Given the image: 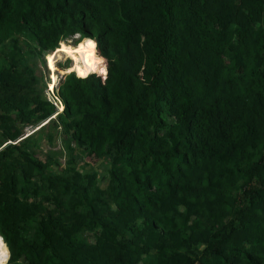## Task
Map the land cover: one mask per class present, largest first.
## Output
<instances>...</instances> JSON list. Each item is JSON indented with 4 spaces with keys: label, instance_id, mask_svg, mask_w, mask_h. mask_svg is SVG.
<instances>
[{
    "label": "trees",
    "instance_id": "obj_1",
    "mask_svg": "<svg viewBox=\"0 0 264 264\" xmlns=\"http://www.w3.org/2000/svg\"><path fill=\"white\" fill-rule=\"evenodd\" d=\"M70 38L107 78L60 110ZM0 235L7 264H264V0H0Z\"/></svg>",
    "mask_w": 264,
    "mask_h": 264
},
{
    "label": "rangeland",
    "instance_id": "obj_2",
    "mask_svg": "<svg viewBox=\"0 0 264 264\" xmlns=\"http://www.w3.org/2000/svg\"><path fill=\"white\" fill-rule=\"evenodd\" d=\"M76 37H79V35H77ZM87 39H83L82 41L80 42H76L74 38H70V39H66L62 42H65L69 45H73L72 48L70 49V51L67 53V54H61L58 58H57V61L54 62L56 63V66H57V70L54 72L55 73V82H54V87H50V82L52 81V75L53 71H51L48 67V64H47V55L49 53H51L52 51H50L49 53H46L45 54V59H46V65H42L41 66V70L44 72V74L46 75V80H47V88H46V94L47 96L54 102H56V104L59 106L60 110H63V105L60 104V101H59V98L58 97H55V94H56V91L59 89L60 87V84L62 83L63 81V78L65 75L71 73V72H76L75 70H71L69 71L70 68H72V65H73V60H76L77 62H79V67H81V64H80V61L78 59V57L76 56V45H78L79 49H80V54L82 56V62H83V65L84 67H86L87 65H85L84 63V57H83V54L81 52L82 50V47L84 45V42L86 41ZM62 42L60 43V45L62 44ZM57 50V49H55ZM96 51H97V48H96ZM97 53V52H96ZM98 54V53H97ZM98 58V56H97ZM97 60V59H96ZM218 58L217 57H212L210 60H208L209 64L211 65H214L218 62ZM106 63H107V60H106ZM53 64V63H52ZM108 65V63H107ZM109 66V65H108ZM59 68V69H58ZM83 69V68H82ZM79 70V71H83V70ZM91 72V71H90ZM89 72V73H90ZM77 73V72H76ZM54 81V80H53ZM37 128L39 127H28L26 128V133L27 134H30L32 133L34 130H36ZM44 147H46L44 145ZM49 161V158L48 157H45L44 155H42V162L44 164H47ZM200 189V192L204 193L205 190H203L202 188H199ZM1 250V249H0Z\"/></svg>",
    "mask_w": 264,
    "mask_h": 264
},
{
    "label": "clouds",
    "instance_id": "obj_3",
    "mask_svg": "<svg viewBox=\"0 0 264 264\" xmlns=\"http://www.w3.org/2000/svg\"><path fill=\"white\" fill-rule=\"evenodd\" d=\"M88 48L93 49L95 47L94 43L91 40L87 41ZM92 53L89 52V56H91ZM99 65H104V61L102 59L96 60L93 64L90 65L88 69H85L83 71H78L77 75L80 78H86L89 72H96L98 75H102L104 78H107V67L106 65L98 67ZM0 264H7V260L9 258V254L7 252L6 246L3 243V237L0 236Z\"/></svg>",
    "mask_w": 264,
    "mask_h": 264
},
{
    "label": "bare ground",
    "instance_id": "obj_4",
    "mask_svg": "<svg viewBox=\"0 0 264 264\" xmlns=\"http://www.w3.org/2000/svg\"><path fill=\"white\" fill-rule=\"evenodd\" d=\"M61 54H64V53H60L59 54V56L61 55ZM65 55V54H64ZM58 56V57H59ZM74 62H73V65H72V68H70L69 69V71H71V70H76L77 68H79V62H77L76 60H73ZM49 69L51 70V71H53L52 73V75H50V76H52V81L50 82V87H54V82H55V71L57 70V66H56V63H53L52 65H50L49 66ZM59 69V68H58ZM54 80V81H53ZM8 254H9V251H8Z\"/></svg>",
    "mask_w": 264,
    "mask_h": 264
},
{
    "label": "water",
    "instance_id": "obj_5",
    "mask_svg": "<svg viewBox=\"0 0 264 264\" xmlns=\"http://www.w3.org/2000/svg\"><path fill=\"white\" fill-rule=\"evenodd\" d=\"M1 236V235H0Z\"/></svg>",
    "mask_w": 264,
    "mask_h": 264
}]
</instances>
